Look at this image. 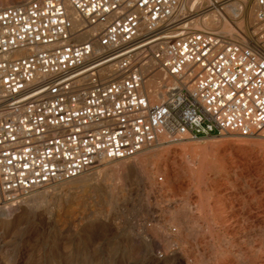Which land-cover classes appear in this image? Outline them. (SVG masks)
Returning a JSON list of instances; mask_svg holds the SVG:
<instances>
[{
  "label": "built area",
  "instance_id": "2783aa9c",
  "mask_svg": "<svg viewBox=\"0 0 264 264\" xmlns=\"http://www.w3.org/2000/svg\"><path fill=\"white\" fill-rule=\"evenodd\" d=\"M183 8L26 0L0 10V211L164 140L264 131V0L254 40L181 29Z\"/></svg>",
  "mask_w": 264,
  "mask_h": 264
},
{
  "label": "rangeland",
  "instance_id": "374dc122",
  "mask_svg": "<svg viewBox=\"0 0 264 264\" xmlns=\"http://www.w3.org/2000/svg\"><path fill=\"white\" fill-rule=\"evenodd\" d=\"M141 155L84 175L101 187L71 180L15 206L0 220V264H264V133ZM135 161L141 171L121 170Z\"/></svg>",
  "mask_w": 264,
  "mask_h": 264
},
{
  "label": "bare ground",
  "instance_id": "6f19581e",
  "mask_svg": "<svg viewBox=\"0 0 264 264\" xmlns=\"http://www.w3.org/2000/svg\"><path fill=\"white\" fill-rule=\"evenodd\" d=\"M24 1H26V0H24ZM24 1H22V2H24ZM242 17L244 18L243 21L246 22L245 25L242 26L241 29L239 31H237V33L233 34L231 32V34L230 33L228 34V32L231 31V30H228L229 26L239 27L238 21ZM180 20L182 21V25L180 26L181 29H186V30L189 29L192 32L221 33V32H216V31L221 30V31H228L227 34L222 33V34H225L228 36L237 35L239 37L241 36L240 38H244L247 40H254L255 32H254L253 28H252V30H250L251 29L250 27H255V25L257 23L256 0H184V8H183V12L180 15ZM78 24L79 23L76 22V25H78ZM232 37H234V36H232ZM153 66H154V62L152 60H149V67L148 68H151ZM158 79H159V77H158ZM154 98L157 99L158 96L156 95ZM263 133H264V131L257 136L260 137V136H262ZM176 142H173V143H176ZM180 142H183V140L179 141L178 143H180ZM166 143L170 144L172 142L168 141V140H164V141L160 142L159 144H156L154 147L140 153L136 157L140 156L141 154L155 150L156 148L160 149V147H162ZM136 157H134V158H136ZM134 158H132V159H134ZM129 160H131V159H129ZM118 161H124V160H118ZM114 162H117V161H112V162L100 164V165L92 168L88 172L84 173L83 175H81L80 176L81 179L78 177L79 179L76 178V179H74L75 181L73 180V182H79L78 184L81 185L82 187H85V188L90 187L92 185H96L98 187H101L99 179H97L98 174H93V175H89L86 177L84 175L95 170V168H97L99 166H106V165H108L110 163H114ZM132 169L141 171L142 170L141 163L138 161H135L133 166L131 167V169L124 167V166H121V170L128 171V170H132ZM82 176H84V177H82ZM113 177H114V175H113ZM69 182H71V181H69ZM72 186H74V184ZM102 190H103V188H102ZM54 192H55V190H54ZM17 209L18 208H16V207H12L10 209L1 210L0 211V220L11 219L12 214L14 212H16Z\"/></svg>",
  "mask_w": 264,
  "mask_h": 264
}]
</instances>
